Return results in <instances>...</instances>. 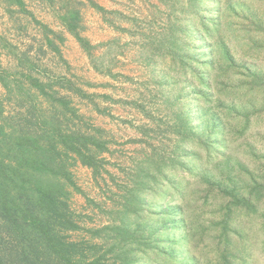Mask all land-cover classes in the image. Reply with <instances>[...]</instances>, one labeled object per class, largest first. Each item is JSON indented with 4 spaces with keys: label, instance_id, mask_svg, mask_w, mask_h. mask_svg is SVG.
<instances>
[{
    "label": "trees",
    "instance_id": "trees-1",
    "mask_svg": "<svg viewBox=\"0 0 264 264\" xmlns=\"http://www.w3.org/2000/svg\"><path fill=\"white\" fill-rule=\"evenodd\" d=\"M260 1H172L167 32L152 35L150 49L159 52L160 59L166 56L171 69L189 75L195 87L185 99H175L184 107L175 112L171 143L151 147L127 168L118 166V177L99 156L108 151L105 141L62 129L61 119L68 120L66 111L76 116L64 97L57 99L62 110L49 118L35 114L34 105L26 115L7 112L5 101L11 100L13 91L10 82L17 91L23 88L17 80H8L9 74L0 67V87L5 90L0 96V264H254L256 249L264 253V174L228 147L227 135L247 131L252 114L247 111L249 98L233 104L235 88L245 86L240 83L228 90L220 80L234 75L236 62L223 41L232 29L233 16L250 19L246 24L250 30L240 29L234 36L235 46L241 48L237 60L244 65L246 57L262 50L263 13L252 5ZM46 2L93 69L115 77L112 59L103 65L92 54L95 45L81 35L78 7L68 0H60L58 6L54 0ZM87 2L114 27L105 8ZM0 6L9 15L20 12L33 17L24 0H0ZM42 28L46 45L59 53L48 34L61 36ZM193 49L197 54L189 55ZM27 67L33 69V63ZM53 83L30 78V85L48 101L56 100L50 91ZM69 86L79 97L92 100L73 83ZM221 96L228 103L223 114L213 107ZM193 109L199 116L194 124L188 117ZM77 162L91 169L95 180L105 172L115 187L107 197L113 206L105 224L82 226L79 214L70 208L67 187L80 191L69 171ZM73 231L85 236L73 239Z\"/></svg>",
    "mask_w": 264,
    "mask_h": 264
},
{
    "label": "rangeland",
    "instance_id": "rangeland-1",
    "mask_svg": "<svg viewBox=\"0 0 264 264\" xmlns=\"http://www.w3.org/2000/svg\"><path fill=\"white\" fill-rule=\"evenodd\" d=\"M93 1L108 11L105 16L112 20L114 27L87 0H81V5L78 0H68L80 11V33L95 45L92 54L101 58L103 65L112 59L115 77L93 69L89 57L76 39L60 25L59 18L46 0H24L33 17L20 12L9 15L0 6V67L9 74L8 80H17L23 88L17 91L10 82L13 91L10 93L11 100L5 101V110L26 115L34 105L35 114L40 112L49 118L51 113L62 110L57 99L64 97L76 111V116L66 111L68 120L61 119L62 129L76 130L105 141L108 151L99 156L106 160L105 168L118 177L121 176L118 166L127 168L132 159L142 156L151 147H167L171 143L174 136L170 128L174 124L175 112L184 107L183 102H176L175 99H185L186 92L195 87V81L189 75L183 76L179 70L171 69L166 56L160 59L159 52L150 49L151 36L167 32L165 24L171 15L173 0ZM54 3L58 6L60 0H54ZM252 5L257 13H263L264 20L263 0ZM232 20V29L225 32L223 41L230 47L236 62L232 71L234 75L220 82L228 90L240 86V83L245 86L235 88L238 93L233 104H241L249 98L247 111L252 115L247 131L227 135L228 147L233 149L234 156L250 167L256 166L264 174V46L258 55L246 57V63L242 65L237 60L241 48L235 46L234 36L240 29L250 30L246 25L250 19L233 16ZM42 25L61 36L62 39H59L48 34L54 39L59 53L46 45V32ZM188 54L197 52L193 49ZM98 60L97 64H100ZM28 63H33V69H28ZM30 78L44 83L54 82L50 91L56 100L48 101L37 92L30 85ZM58 79L62 81L57 83ZM71 83L74 88L84 90L92 100L76 95L70 89ZM214 86L213 91L217 92ZM248 87L251 88L249 91ZM4 95L5 90L0 87V96ZM215 103V110L223 114L228 104L225 98L221 96ZM189 107L192 108L191 105ZM194 110L188 116L193 120L192 124L199 117ZM229 123L233 124V121ZM69 171L80 189L76 191L67 187L70 191L69 205L79 214V223L95 227L108 222L107 211L113 204L107 197L111 195V190L115 191L108 175L102 172L95 180L91 169L78 162L73 163ZM87 199L93 200V203L89 204ZM70 236L77 239L85 235L83 231H73ZM258 252L256 249L254 264H264V253Z\"/></svg>",
    "mask_w": 264,
    "mask_h": 264
}]
</instances>
